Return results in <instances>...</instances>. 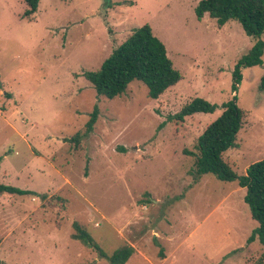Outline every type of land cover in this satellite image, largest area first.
<instances>
[{
    "label": "rangeland",
    "instance_id": "1",
    "mask_svg": "<svg viewBox=\"0 0 264 264\" xmlns=\"http://www.w3.org/2000/svg\"><path fill=\"white\" fill-rule=\"evenodd\" d=\"M200 1L40 0L28 18L23 1L0 0V184L37 195L0 196L2 264H108L71 237L74 223L107 257L131 247L125 264H264V246L247 244L257 223L245 189L212 174L195 181L187 154L236 97L243 126L223 160L242 176L264 158V53L233 88L254 40L235 21H198ZM145 24L181 80L157 100L138 81L98 96L83 73ZM196 97L216 111L170 119Z\"/></svg>",
    "mask_w": 264,
    "mask_h": 264
},
{
    "label": "trees",
    "instance_id": "2",
    "mask_svg": "<svg viewBox=\"0 0 264 264\" xmlns=\"http://www.w3.org/2000/svg\"><path fill=\"white\" fill-rule=\"evenodd\" d=\"M27 6L24 17L30 18L36 11L40 0H21ZM208 14L219 28L228 21L237 22L245 35L254 40L250 50L241 56L232 72L233 88L241 80V70L262 64L264 53V0H201L195 7L198 21ZM83 77L92 85L98 96L108 99L121 96L133 81L144 84L147 97L157 100L169 88L180 80V73L173 67L167 56L165 45L153 35L152 29L145 24L135 29L132 34L112 51L96 72H85ZM259 90L264 91V74L260 79ZM222 112L211 122L197 139V154H187L195 158L193 178L198 181L206 174H212L217 179L236 181L246 193L244 202L248 206L251 219L257 223L247 239V244L257 241L264 246V158L248 165L245 173L238 176L223 160V154L235 145L237 133L243 126V112L236 104V97L222 104ZM217 106L196 97L171 116L170 119L183 122L186 117L194 114H212ZM97 119V109L93 111L86 124L87 136L93 129ZM79 139L77 135L75 141ZM31 195L36 193L24 191L16 187L0 184V196ZM41 201L47 199L46 194L38 195ZM63 206V200L54 197ZM74 233L71 237L83 246L94 249L100 258L108 264H125L134 253L129 247H123L107 257L94 243L92 237L77 223L73 224ZM0 264H2L0 262Z\"/></svg>",
    "mask_w": 264,
    "mask_h": 264
},
{
    "label": "water",
    "instance_id": "3",
    "mask_svg": "<svg viewBox=\"0 0 264 264\" xmlns=\"http://www.w3.org/2000/svg\"><path fill=\"white\" fill-rule=\"evenodd\" d=\"M104 1H108V0H104Z\"/></svg>",
    "mask_w": 264,
    "mask_h": 264
}]
</instances>
